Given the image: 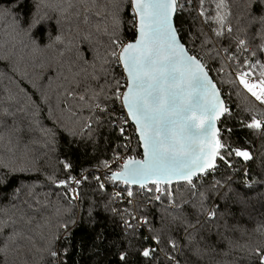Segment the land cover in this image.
Masks as SVG:
<instances>
[{
	"label": "trees",
	"instance_id": "16d2710c",
	"mask_svg": "<svg viewBox=\"0 0 264 264\" xmlns=\"http://www.w3.org/2000/svg\"><path fill=\"white\" fill-rule=\"evenodd\" d=\"M176 1L227 106L217 164L115 199L109 164L142 156L121 104L132 0H0V264H264V103L236 76L264 82V0Z\"/></svg>",
	"mask_w": 264,
	"mask_h": 264
},
{
	"label": "water",
	"instance_id": "95a60500",
	"mask_svg": "<svg viewBox=\"0 0 264 264\" xmlns=\"http://www.w3.org/2000/svg\"><path fill=\"white\" fill-rule=\"evenodd\" d=\"M136 38L119 61L126 77L121 104L135 127L142 159L111 178L137 188L191 182L217 164L225 99L176 28V0H132Z\"/></svg>",
	"mask_w": 264,
	"mask_h": 264
},
{
	"label": "built area",
	"instance_id": "2783aa9c",
	"mask_svg": "<svg viewBox=\"0 0 264 264\" xmlns=\"http://www.w3.org/2000/svg\"><path fill=\"white\" fill-rule=\"evenodd\" d=\"M124 109V108H123ZM125 111V110H124ZM126 113V112H125ZM127 115V114H126ZM127 119H128V121H129V123H131L130 122V120H129V118H128V116H127ZM131 125L133 126V124L131 123ZM134 127V126H133ZM134 129H135V127H134ZM136 130V129H135ZM134 130V131H135ZM136 132V131H135ZM131 159H142V156L141 157H139V158H137L135 155H133V157L132 156H128V155H121V156H119V158L117 157L116 159H115V161L114 162H112V163H110L109 164V170H111V172L112 173H120V171L122 170V168H123V166L125 165V163L128 161V160H131ZM113 183L115 184V183H118V182H115L114 180H113ZM79 184H80V179H79V177L78 178H73L72 179V184H71V189H72V195L74 196V198L77 200L78 199V187H79ZM113 187V193L117 196V198L119 197V196H121L122 195V193H126V187L128 188V187H130V188H132L133 186H131V185H127V184H125V183H120V186H112ZM143 190H144V193H151V190L149 189V186H147V187H144L143 188ZM162 194H163V191L161 190V189H157L155 192H154V196H155V198H157L158 200L157 201H159V199H160V197H162ZM130 222H131V220L129 219V220H127L126 221V224H127V226L129 227V225L128 224H130ZM146 224V221L145 220H141L140 221V224H139V227L138 228H141L142 226H144ZM56 256H57V258H59L60 257V254H59V252H57L56 253Z\"/></svg>",
	"mask_w": 264,
	"mask_h": 264
},
{
	"label": "rangeland",
	"instance_id": "374dc122",
	"mask_svg": "<svg viewBox=\"0 0 264 264\" xmlns=\"http://www.w3.org/2000/svg\"><path fill=\"white\" fill-rule=\"evenodd\" d=\"M236 76H237L238 82L240 83V85L244 87L246 91L252 94L256 99L264 103V82L262 79H257L249 71L239 72L238 74H236ZM259 123L261 125L262 121H259ZM87 125H89V121L87 122ZM125 189H126L125 190L126 193L130 194L131 190L127 189V187ZM71 192H72V189H71ZM113 196L115 197V199H118L115 194H113ZM75 201H78V199L77 200L75 199ZM163 204H164L163 206H167V207L169 206L170 209H175L176 207V204L174 201H170L168 203L163 202ZM62 229H63L62 238H64V236L66 235V230H65V227H63ZM53 255H54V252H53Z\"/></svg>",
	"mask_w": 264,
	"mask_h": 264
}]
</instances>
